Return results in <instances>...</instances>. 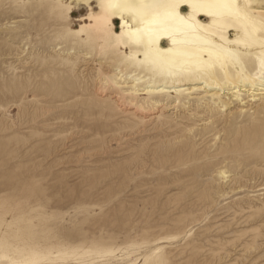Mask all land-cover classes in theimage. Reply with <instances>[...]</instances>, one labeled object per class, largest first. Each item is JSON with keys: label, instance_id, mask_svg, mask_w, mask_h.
Here are the masks:
<instances>
[{"label": "rangeland", "instance_id": "rangeland-1", "mask_svg": "<svg viewBox=\"0 0 264 264\" xmlns=\"http://www.w3.org/2000/svg\"><path fill=\"white\" fill-rule=\"evenodd\" d=\"M69 6L0 0V253L264 264V96L204 124V102L172 94L145 120L116 55L73 32L88 7Z\"/></svg>", "mask_w": 264, "mask_h": 264}, {"label": "bare ground", "instance_id": "bare-ground-1", "mask_svg": "<svg viewBox=\"0 0 264 264\" xmlns=\"http://www.w3.org/2000/svg\"><path fill=\"white\" fill-rule=\"evenodd\" d=\"M74 2L89 11L73 32L99 37L116 55L117 92L131 95L145 120L175 106L164 100L172 94L204 102L212 112L201 116L204 124L262 100L264 0H70L69 8ZM148 98L155 111H148ZM0 254L6 264H45L49 251L29 249L19 259Z\"/></svg>", "mask_w": 264, "mask_h": 264}]
</instances>
